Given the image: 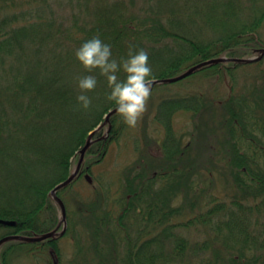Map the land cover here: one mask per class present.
Returning a JSON list of instances; mask_svg holds the SVG:
<instances>
[{"label": "trees", "instance_id": "obj_1", "mask_svg": "<svg viewBox=\"0 0 264 264\" xmlns=\"http://www.w3.org/2000/svg\"><path fill=\"white\" fill-rule=\"evenodd\" d=\"M93 35L117 59L146 49L152 79L212 59L153 84L167 92L112 178L97 166L131 126L117 111L106 120L115 107L98 69L91 105L76 99L90 70L74 50ZM263 50L264 0H0V262L264 264V55L242 60ZM182 111L188 132L174 122Z\"/></svg>", "mask_w": 264, "mask_h": 264}, {"label": "clouds", "instance_id": "obj_2", "mask_svg": "<svg viewBox=\"0 0 264 264\" xmlns=\"http://www.w3.org/2000/svg\"><path fill=\"white\" fill-rule=\"evenodd\" d=\"M74 54L80 63L90 71L77 78L80 89L76 99L79 106L87 109L91 105V97L87 90L97 85V75L92 69L106 77L109 90L108 98L113 101L116 111L124 122L135 126L146 109V101L151 93L152 69L148 63V51L143 47L130 45L128 54L117 59L112 52V45L99 35L82 40L75 48ZM124 72L121 79L120 71Z\"/></svg>", "mask_w": 264, "mask_h": 264}, {"label": "rangeland", "instance_id": "obj_3", "mask_svg": "<svg viewBox=\"0 0 264 264\" xmlns=\"http://www.w3.org/2000/svg\"><path fill=\"white\" fill-rule=\"evenodd\" d=\"M171 87H172V88H170L171 90L176 88V86H174V85H172ZM160 92L166 93L167 91L166 90L155 91V92L151 93L150 99L147 100L149 102L146 101V109L143 112V114H145L148 109H149L150 113L154 111L155 107L153 106V103L155 104L157 101V99L154 97H156V95L159 94ZM165 95H168V94H165ZM151 108H153V109H151ZM142 118L143 117L141 116L138 119L135 126H131V129L129 131L128 136L125 135L124 138L120 139L119 143H114L111 145L110 151H109L108 155L106 156L104 162H102L100 165L97 166V171L99 174L104 173V174H106V177L112 178V175L116 176L122 167H124L128 163H131L133 160H135L137 158L138 153L133 148V142H134L133 137L134 136H132V135H136L137 133H141L140 126L142 123L140 121H143ZM174 122H175V125L177 126L178 130H181L182 132H184V131L188 132L189 130H191L190 112L182 111L178 114H175ZM156 126H157V124H155L153 121H151V119L148 120V133L153 138H156L158 136V132L156 131L157 129H155ZM189 138H190V136L186 137L185 139L189 140ZM77 162H78L77 157H75L73 159L72 171L77 166ZM86 179L88 180L87 176H86ZM83 180H84V178H83ZM89 180H90V178H89ZM78 187H80L82 190H85L86 192H87V190L88 191L90 190V187H89L87 181H85V180L82 182L81 185H78ZM60 214H62V210H60ZM65 241H67V240L64 239V241L62 243L64 250H65V246L67 245V242L65 243ZM69 250L71 251V247H68L67 252L65 251L66 254H68V255L70 254ZM24 264H26V262Z\"/></svg>", "mask_w": 264, "mask_h": 264}, {"label": "water", "instance_id": "obj_4", "mask_svg": "<svg viewBox=\"0 0 264 264\" xmlns=\"http://www.w3.org/2000/svg\"><path fill=\"white\" fill-rule=\"evenodd\" d=\"M263 55H264V50H263L260 54H258V55H255V56H252V57H249V58H244V59H242V60L251 61V60H255V59L261 58ZM211 61H212V59H210V60H206V61H203V62H200V63L196 64L195 66H193V67L187 69L185 72H183V73H181V74H179V75H177V76L171 77V78H167V79H152V86H153V84H155V83H157V82H164V81H166V80H169V81H176V80L182 79V78H184L185 76H187L188 74H190V73H191L194 69H196L198 66H201V65L207 64V63H209V62H211ZM152 86H151V88H152ZM114 112H116V109H115V108L111 109V110L106 114V120H108V119L110 118V116H111ZM90 142H91V138H89V139L87 140V142L84 144V146L80 149L79 160H78V162H77V166H76L75 169L73 170L71 176H70L68 179H66V180H64V181H61V182H59L58 184H56V185L52 188V190H51L52 194H54V193H55L60 187L64 186V185L67 184L68 182H70V181L72 180V178L78 173V171L80 170L81 164H82V162H83V159H84V156H85V152H86V150H87V148H88ZM60 205H61V210H62V220H65L66 208H65V205H64V203H63L62 201L60 202ZM63 231H64V229H62L60 232H58L57 230H53V231H50V232H46V233H44V234H42V235L27 236V237H25V238H26L27 240H30V241H37V240H42V239H44V238H47V237L53 236V235L58 234V233H63ZM15 237H16V235H11V236H10V238H15ZM5 239H6V238H3V237L0 238V246H1V244L5 241ZM0 264H2V263L0 262Z\"/></svg>", "mask_w": 264, "mask_h": 264}]
</instances>
